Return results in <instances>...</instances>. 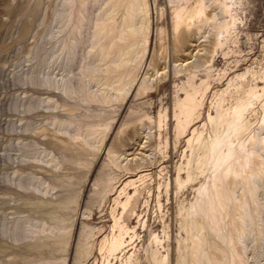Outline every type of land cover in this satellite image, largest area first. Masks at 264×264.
<instances>
[{"label": "rangeland", "instance_id": "374dc122", "mask_svg": "<svg viewBox=\"0 0 264 264\" xmlns=\"http://www.w3.org/2000/svg\"><path fill=\"white\" fill-rule=\"evenodd\" d=\"M263 111L264 0H0V264H264Z\"/></svg>", "mask_w": 264, "mask_h": 264}, {"label": "bare ground", "instance_id": "6f19581e", "mask_svg": "<svg viewBox=\"0 0 264 264\" xmlns=\"http://www.w3.org/2000/svg\"><path fill=\"white\" fill-rule=\"evenodd\" d=\"M143 6H145V4H143ZM140 7H142V5H140ZM220 9V8H219ZM215 10V9H214ZM218 10V9H217ZM204 13L203 11V7L202 9L198 12V16H202ZM219 14H223V15H227L228 17H230L232 14L230 12V10L228 9V6H225L224 8L221 9L220 13H216V15H219ZM209 19H206L205 21L207 22ZM204 22V20H203ZM241 115H242V108L236 110V113H235V117H234V120H233V123H236L240 118H241ZM263 119H264V111H263ZM263 123V122H262ZM236 153V151L232 148V147H229L228 146V152L224 153L221 158L225 161L229 158H231L234 154ZM229 166V165H228ZM264 173V170L261 168V174ZM249 177L251 178V182L252 180L254 179L255 180V177H256V172L255 171H250L249 172ZM254 182H252L253 184ZM211 204H213V202L211 201ZM244 207V206H243ZM207 214V212H205V215ZM208 215V214H207ZM206 215V216H207ZM208 217V216H207ZM220 222H218L219 224ZM197 246L193 249V252H194V255L198 256V255H201L202 254V242L200 240H197ZM204 264H209L208 262H203Z\"/></svg>", "mask_w": 264, "mask_h": 264}]
</instances>
